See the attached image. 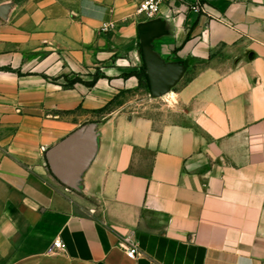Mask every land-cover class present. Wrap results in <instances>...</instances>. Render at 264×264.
<instances>
[{"label": "crops", "instance_id": "1", "mask_svg": "<svg viewBox=\"0 0 264 264\" xmlns=\"http://www.w3.org/2000/svg\"><path fill=\"white\" fill-rule=\"evenodd\" d=\"M136 4L0 0V264H264V77L204 59L264 37V0ZM170 54L196 68L183 120L128 112Z\"/></svg>", "mask_w": 264, "mask_h": 264}, {"label": "rangeland", "instance_id": "2", "mask_svg": "<svg viewBox=\"0 0 264 264\" xmlns=\"http://www.w3.org/2000/svg\"><path fill=\"white\" fill-rule=\"evenodd\" d=\"M259 15L264 16V13ZM141 17L152 19L145 16ZM223 24L230 28L234 27V24L229 20H224ZM102 28L103 30L106 29V27ZM234 30L239 32L238 37L212 45L207 54L205 53L204 59L206 58L207 62L214 65L226 66L229 70L239 69L246 65L253 66L254 64L256 67V64H259L258 68L262 73L260 76L264 77V37H257L258 32L255 30L248 32L242 29L239 31L237 28H234ZM177 60L170 54L159 56L152 61H146L149 67L157 70L154 73L152 72L151 75L146 72L148 67L143 62L142 67L137 71L139 73L137 77L142 81V86L134 92L127 93L123 98L127 101L125 109L134 114L153 117L160 122L182 121L184 111L181 105L177 104L171 91H176L184 86L193 77L196 68L183 62L181 64L174 63L175 61L179 62ZM96 76L99 77V74L96 73L94 78ZM73 79L68 81L69 85L75 81L83 83V80L78 76L73 77ZM256 80H258V77H256ZM84 83L87 84V82ZM261 89L264 93V83L261 85ZM124 100H118L117 105H121L119 102L123 103Z\"/></svg>", "mask_w": 264, "mask_h": 264}, {"label": "built area", "instance_id": "3", "mask_svg": "<svg viewBox=\"0 0 264 264\" xmlns=\"http://www.w3.org/2000/svg\"><path fill=\"white\" fill-rule=\"evenodd\" d=\"M169 2H171V0H137L135 13L139 16L154 18L160 12L161 6ZM200 6V0H192L191 7L193 11H199ZM125 241L127 242V248L125 250L126 255L131 259H135L137 257L136 255H138V247L135 241L130 237L125 238ZM64 246L65 245L60 240H55L51 248L57 252L63 250Z\"/></svg>", "mask_w": 264, "mask_h": 264}, {"label": "trees", "instance_id": "4", "mask_svg": "<svg viewBox=\"0 0 264 264\" xmlns=\"http://www.w3.org/2000/svg\"><path fill=\"white\" fill-rule=\"evenodd\" d=\"M126 75H127V76H129V75H136V76L138 75V76H139V73H138L137 71H133L131 74H129V75L126 74ZM97 77H98V76H96L95 79H96ZM88 85H92V82H89Z\"/></svg>", "mask_w": 264, "mask_h": 264}]
</instances>
